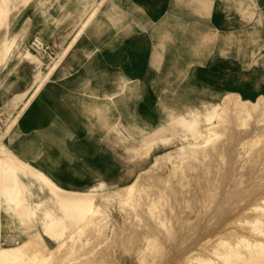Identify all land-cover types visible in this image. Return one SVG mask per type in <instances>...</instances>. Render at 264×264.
Instances as JSON below:
<instances>
[{"label":"rangeland","instance_id":"374dc122","mask_svg":"<svg viewBox=\"0 0 264 264\" xmlns=\"http://www.w3.org/2000/svg\"><path fill=\"white\" fill-rule=\"evenodd\" d=\"M205 1L210 3L208 15H204V11L195 12L191 0H105L100 6L97 5L98 0H19L17 9L10 14L7 23L0 26V39H15L17 44L21 45V49L13 48L5 62L0 64V92L8 91L4 100L30 85L26 96L16 104L6 107L0 104V137L10 121L15 120L3 142L16 153L26 154L25 157L34 161L32 164L39 169L40 167L37 166L39 162L36 161L41 159L42 171L64 189L88 190L99 183L102 184V188H97L95 191L100 194L95 195L99 215L95 213L91 215L92 217L89 216L87 221L85 220L87 223L81 226L86 224L89 225L88 228L84 225V230L82 228L80 234H75L77 245L74 242L73 247L68 250L70 253L66 251L63 255L65 251L61 252L62 260L61 258L58 260L59 264H185L186 262L200 264L198 259L204 257L214 260L213 264H223L215 254L211 253L217 241L222 239L220 236L232 240L238 235L234 237V234L230 235L234 230L247 234L245 236H253L252 232L247 233L249 230H246L245 226L248 225L244 220L252 219V216L259 214L252 209L258 205L257 202H260L258 198H264V195L261 196L264 193V181H261L264 180V176H260L264 174L262 173L264 165H261L264 160L257 165L261 161L250 156L255 136L248 139L239 138L241 141L235 139L236 136H225L238 132L246 133L253 131L256 125H264L263 115L259 116L263 119L259 122L248 121L250 118H247V123L238 125L239 121L244 120L243 115L238 116L237 120L234 111H230V104L236 105L233 102L235 94L252 102H256L258 98L264 102V0ZM94 6L99 9L97 15L82 28L83 20ZM81 28L82 31L71 43ZM244 32L247 37L240 42L224 43L223 41L224 36ZM207 34L209 36H205ZM36 40L42 45L39 50L32 45ZM23 47L40 61L41 77L60 59L58 66L42 86V108H37L39 112L42 111V124H34V118L27 117L32 101L22 110L27 104V96L35 87V83H32L33 65L22 57ZM198 57L206 60L198 64L196 62ZM12 86L14 89L11 88ZM225 94L232 97L229 96L222 101L221 97ZM37 95L38 93L33 98ZM225 100L230 101L228 106ZM204 101L211 104L220 103L221 106L225 101L229 111L225 106H220L218 112L221 110V113L213 121L216 124L225 114L226 116L221 119L224 121L219 123V126L221 124L227 126H218L221 130L219 135L207 144L204 143L203 148H212L215 142L219 145L226 140H229L226 142L229 143L227 146L232 144V147L230 146L232 149L237 150L241 146L248 148V152L239 154L243 159L250 156L249 160L247 158L245 161L247 166L244 161L242 166L243 159L233 153L236 152L235 149L230 150L234 154V157L230 158L231 162L221 159L227 163L226 166H221L223 168H219L225 173L224 175L229 173L231 175L225 176L228 177V181L222 178V181L226 182L218 181L222 182H219L220 185L229 184L230 186L227 185L230 187L229 191L227 186L225 188L224 185L219 186V183H216L220 187L218 189L214 185L217 182L215 178L219 179L218 176L223 175H220L222 173L220 169L213 168L215 166L218 168L219 165L217 166L216 163L219 164L221 160L210 163L208 159L212 155H207L202 160L191 159L195 162L191 164L197 167L195 170V167L189 165L191 160L187 155L190 156L191 151L180 146L179 137L184 131L180 125L171 122L179 114ZM223 108L230 114H227L228 112ZM228 115L233 117L230 118ZM225 117L228 118L224 119ZM225 120L228 123L233 121L234 124H228ZM236 121H238L237 125ZM159 127L161 132L158 135L163 137L162 140L156 138L147 142L142 141L144 136ZM222 127L225 129L222 130ZM175 131H178V134ZM235 131L238 132L233 133ZM230 138L239 141L240 145L235 141L238 145L237 148H233V139ZM171 150H175L176 155ZM185 156L187 159H184ZM236 159L238 162L232 163ZM187 160L190 166L187 168L189 174H186L187 166L184 167L185 163L183 164L185 161L187 164ZM169 161L173 165L177 164L174 166L177 168L174 173L172 170L174 167ZM256 161L258 170L262 169L260 172L254 166ZM206 162L211 166L208 168L215 170H207L209 164L207 165ZM224 162L220 165L225 164ZM237 163L239 165H236ZM250 163H254L251 166L255 168L247 172L251 167ZM162 164L167 165L168 168L163 167ZM239 166L242 169L247 167V170L243 172ZM236 167L240 170L232 175L229 171H235ZM254 170L260 175L252 173ZM169 172L171 179L167 175ZM153 173H156V178H152L155 176ZM247 173H252L253 177L248 178L249 181L246 182L252 184V180L256 182L259 180L258 184L253 182L250 187L246 182L240 181L247 180ZM165 174L168 176H166L168 183L164 179ZM203 176L204 180L200 179ZM256 178L262 179L256 180ZM153 179H159L156 180L157 183L165 182L163 185L162 182L159 184L161 183L160 187L163 186L166 191V196L162 187L163 194L160 193V187V190L157 187L153 188V185H156ZM195 179L199 181L194 183ZM201 181L205 183L201 184ZM175 183L181 186V189L177 186L176 188L181 190L180 195L183 199L178 200L179 191L175 188ZM130 185L135 190L132 188V192H125L123 196V192L126 191L123 188ZM165 185L170 188L169 193ZM42 189L45 190V187ZM102 189L105 191L102 192ZM171 189L176 190L178 194L176 195ZM156 190L164 197L156 194ZM113 191H118L119 195L118 192ZM37 192L38 190L34 189L32 195L26 194L28 204L42 198L41 195L35 196ZM170 192L175 193L177 199H174L172 197L174 194ZM231 193L233 197H228ZM106 194H108L107 199H110L108 201L102 200ZM225 194H228V198L224 196ZM157 195L159 198L156 197ZM223 196L226 200L233 199L228 202ZM117 197L124 201H116ZM134 197L136 201L129 200ZM222 198L223 200H220ZM218 199L222 201L220 202L222 206L216 205L220 204ZM174 200L178 203V206L176 205L178 210L173 206ZM130 202L134 205L132 206ZM183 202L184 205L181 206ZM205 204L206 206L210 204L207 206V208L211 207L208 208L212 210L210 213L207 212L209 210L206 209ZM126 205L131 206L129 210L132 213L125 208ZM170 205L173 207V213ZM2 206L1 203V217L5 215ZM165 209L171 212H162ZM250 209L256 214L254 215ZM128 212L134 216H132L134 220L129 218ZM6 213L8 218L0 220V247L27 240L41 231L39 215L36 219L23 221L16 214ZM137 214H140L138 215L140 217H137ZM210 217L215 219L211 220ZM124 220L132 224V229ZM206 221H209V224ZM211 221L216 223L213 224ZM151 223L152 230L148 226ZM153 224L158 230L153 229ZM181 225L183 231L179 227ZM165 227L168 229L166 230ZM231 229L233 231H229ZM236 231L234 232L238 233ZM225 234L227 236H224ZM42 245H46L49 250L55 247L44 235H42ZM205 248L206 250L209 248L208 253ZM202 252L207 255L202 254L203 257H198ZM195 253L199 255L196 257ZM171 261L173 263H170Z\"/></svg>","mask_w":264,"mask_h":264},{"label":"bare ground","instance_id":"6f19581e","mask_svg":"<svg viewBox=\"0 0 264 264\" xmlns=\"http://www.w3.org/2000/svg\"><path fill=\"white\" fill-rule=\"evenodd\" d=\"M192 2H193V5H194V9H195V12H200V11H204V15L206 14V15H208V13H209V11H210V3L209 2H207V1H205V0H191ZM209 1V0H208ZM18 2H19V0H0V26H2L3 24H5V23H7V19H8V17L10 16V14L13 12V11H15L16 9H17V6H18ZM105 2V0H98V2H97V5L98 6H100V5H102L103 3ZM114 5V4H113ZM89 6H90V4H89ZM115 6V5H114ZM118 8V7H117ZM116 9V8H115ZM119 10H121V9H119ZM98 11H99V9H98V7L97 6H94V7H92V9L90 10V12L87 14V16L85 17V19L83 20V22H82V28H84L87 24H88V22L95 16V15H97V13H98ZM41 12V11H40ZM108 12V11H107ZM116 12V11H115ZM69 13H70V11H69ZM125 13V12H124ZM123 13V14H124ZM62 14H63V12H62ZM106 14V13H105ZM111 14V13H110ZM133 17V16H132ZM124 19H126V18H124ZM111 24V23H110ZM136 25V24H135ZM77 26V25H76ZM82 28L81 29H79V31L77 32V34L75 35V37L72 39V41H71V43L77 38V36H78V34L82 31ZM205 36H209V34H207V35H205ZM247 37V35L245 34V32L244 33H240V34H237V35H227V36H224V37H222L223 38V41H224V43H237V42H240V40H243V39H245ZM153 44V43H152ZM17 48V49H21V45L20 44H17V42H16V40L15 39H12V40H10V39H0V64L1 63H3V62H5V60H6V57L10 54V52L13 50V48ZM161 47V46H160ZM153 49H155V48H153ZM160 52V51H159ZM21 55H22V57L23 58H25L26 60H27V62L28 63H30V64H32L33 65V73H32V76H33V81H32V83L34 82L35 83V87L32 89V91H31V94L30 95H28L27 96V104H25L26 106H24L23 108H22V110L23 109H25L28 105H29V103L32 101V99H33V97L35 96V94H37L40 90H41V88H42V86L45 84V82L48 80V77L52 74V72L56 69V67L58 66V64H59V60L58 61H56L55 63H53L49 68H48V70H47V72L41 77L40 76V69H39V67H40V61H38V59L33 55V54H31L27 49H25L24 47H23V49H22V51H21ZM162 55V54H161ZM62 56V55H61ZM158 57V56H157ZM235 57V56H234ZM60 58V57H59ZM161 60H162V58H161ZM206 59L205 58H197V60H196V62L198 63V64H202L204 61H205ZM160 64V63H159ZM150 66V65H149ZM153 78V77H152ZM150 81V80H149ZM151 85V84H150ZM29 87H30V85H28L25 89H22V90H20V91H17V92H15V93H13L12 94V96L11 97H9L8 99H6V100H4L3 102H2V105H3V107H6V106H10L11 104H16L17 102H19L22 98H24L25 96H26V93H27V91L29 90ZM233 95V94H232ZM229 96H231V95H227V94H225V95H223L222 97H221V100L222 99H227V98H229ZM232 97V96H231ZM110 99V98H109ZM233 99H234V101L233 102H235V104L236 105H234L233 103V106H232V104H230L231 105V107H230V111H234V115L235 116H237V120H238V116H240V115H243V117H244V120H242L241 122L239 121V124H238V121H236V125L238 124V125H241V124H245V123H247V118L249 119L248 121H250V120H252V121H254V122H259V120H263V119H260L259 118V116L261 117L262 115L264 116V102L263 101H261V99H257V101L256 102H252V101H249V100H246V99H243L239 94H235V95H233ZM223 101V100H222ZM226 101V100H225ZM225 101L223 102L224 103V105H222V106H225ZM227 102V101H226ZM228 102H230V101H228ZM228 102H227V106L229 105L228 104ZM12 105V106H13ZM11 106V107H12ZM220 106H221V104L220 103H217V104H211V103H209V102H207V101H204V103H202V104H200V105H198V106H196V107H193L192 109H189V110H187V111H185L184 113H182V114H179L178 116H176L175 118H174V120H171V122H175L176 124H178V125H180L181 127H182V129H183V131H184V133H183V135L182 136H180L179 137V139H180V142H181V144H180V146L181 147H184V149L186 148V150H189V151H191V154H190V156H189V154L187 155V157L191 160V159H196V160H202V159H205V157L208 155H212V156H214V158L211 156L210 158L212 159H208V162L210 161V163H212V161H215V162H219L221 159H226V161L228 162H231L230 161V158L231 157H234V154L233 153H235V155L237 156L238 155V157L240 158V156H239V154H241V153H245V152H248V148L247 147H245V148H243L242 146L239 148V146H238V148L239 149H235L234 147H236L237 148V143H239V145H240V142L239 141H241L240 139H248V138H250V137H256V138H254V141H253V149H252V153L250 154V156H252L253 158L255 157V158H258V160L257 159H255V160H257V161H261V162H259L257 165H260V163H262L263 162V160H264V125H256V126H254V129H253V131H245L246 133H244V132H238V134L239 133H241V135H238V134H234V135H232V134H229L230 132H228V131H226V132H228V136H225V137H229L230 135L233 137V136H236V138L235 139H239V141L237 142L236 140V144H235V141H234V138H230V140L231 139H233L232 140V142L234 143L233 145V148L236 150V152H233L232 153V151H230L232 148V144L230 145V146H227V144H229V143H226L227 141H229V140H226V138L224 139V140H226V141H224V142H222V143H224V144H222L221 142H220V144L218 145V142H215V144H214V146L211 144V146H213L212 148H210V147H206L205 149L203 148L204 147V145L205 144H207L211 139H214V138H216L218 135H219V133L221 132V130H219V127L222 125H224V124H221L220 126H219V123H223V121H221V119H223V117H224V115H223V117H221V119H219L217 122H216V124H215V122L213 121V119L214 118H218V115H220V111L218 112V109L220 108ZM221 106V107H222ZM227 106H225L226 107V109L229 111V109L227 108ZM224 107V108H225ZM223 108V109H224ZM222 109V110H223ZM225 110V109H224ZM226 111V110H225ZM228 111H226V112H228ZM218 112V113H217ZM227 114H230V112H228ZM226 116V115H225ZM229 116V115H228ZM219 117V118H220ZM230 117V116H229ZM233 117V116H232ZM232 117H230V118H232ZM254 118V119H251V118ZM228 118V117H227ZM226 117L224 118V119H227ZM229 118V120H231ZM217 120V119H216ZM235 120V119H234ZM226 121V120H225ZM53 122V121H52ZM227 123H228V121H226ZM226 122H224V123H226ZM14 123H15V120H11L10 121V123L8 124V126H7V128H6V130L4 131V133H3V135L0 137V202L3 204V209L5 210V212H11V213H13V214H16L21 220H29L30 218L31 219H36V218H38L37 216L39 215L40 217H39V220H40V229H41V231H39V232H37L36 234H33V236H31L30 238H28L27 240H22V241H20V242H17L16 244H14V245H9V246H3V247H0V264H56V262H58V264H59V259L61 258V260H62V255H61V252H63V251H65V253H63V255L64 254H66V251H68V250H70V248H72L73 247V244H74V242H76V244L75 245H77V241H75V239H74V237H76L75 236V234L77 233H79L80 234V230L81 231H83L84 230V225H86V224H84L83 225V227L81 226L83 223H87L86 221H87V219H88V217L90 216V217H92L91 215H95V213H97L98 212V208L96 207V204H95V195L97 194L98 195V193L96 192L95 193V191L97 190V188H102V184H97V185H95V186H93V187H91V188H89L88 190H70V189H64V188H62L61 186H59L56 182H54L53 180H52V178L48 175V174H46L45 172H43L42 170H40V169H38V168H36V167H34V166H32L31 164H29V163H27L24 159H22L21 157H19L18 155H16L17 153L12 149V148H10L6 143H4L3 142V138L11 131V129H12V126L14 125ZM230 123H233V121L232 122H230ZM230 123H228V124H230ZM248 123H250V122H248ZM52 124V123H51ZM234 124V123H233ZM232 124V125H233ZM167 125H168V123H167ZM171 125V124H170ZM173 125V124H172ZM59 126V125H58ZM60 126H61V124H60ZM219 126V127H218ZM225 127L227 126V125H224ZM228 126H231V125H228ZM252 128H253V126H252V124L250 125ZM63 126H61V128H62ZM173 127V126H172ZM225 127H222L223 129L222 130H224L225 129ZM232 127H234V125L232 126ZM174 128H175V126H174ZM66 129V128H65ZM160 127L159 128H156L154 131H152V132H149V134H147L146 136H144L145 138H143L142 139V141H145V142H147V141H150L151 139H156V138H158L159 140L162 138L163 139V137H160L159 135H158V133H160L161 131H160ZM236 129V128H235ZM244 129V128H243ZM249 129V128H248ZM168 130V129H167ZM170 130H171V127H170ZM175 130V129H174ZM237 130V129H236ZM250 130V129H249ZM231 131H233L232 129H231ZM70 132V131H69ZM166 132V131H165ZM170 132V131H169ZM178 132V131H177ZM176 131H175V133H177ZM236 131L235 132H233V133H237ZM250 132H252V133H250ZM243 133V134H242ZM178 134V133H177ZM176 134V135H177ZM182 134V133H181ZM73 135V134H72ZM149 135V136H148ZM171 138H174V137H171ZM161 139V140H162ZM126 140V139H125ZM152 140V141H153ZM168 140V139H167ZM179 142V143H180ZM231 141H230V143H232ZM260 142H262V144H260ZM205 143V144H204ZM144 144V143H143ZM142 144V145H143ZM222 144V145H221ZM226 144V145H225ZM145 145V144H144ZM227 146L226 148L224 147V146ZM177 149H178V147H176ZM209 148V149H208ZM180 149V148H179ZM234 149H232L233 151H234ZM186 150H185V153H187L186 152ZM144 151V150H143ZM178 151V150H177ZM241 151H243V152H241ZM171 152H175V150L174 151H172L171 150ZM170 152V153H171ZM167 153V152H166ZM176 153L177 152H175V155H176ZM181 153V152H180ZM229 153V154H228ZM165 154V153H164ZM145 155V154H144ZM192 155V156H191ZM161 156V155H160ZM164 156V155H163ZM163 156H162V159H163ZM166 156H168V153L166 154ZM171 156V155H170ZM250 156H248L247 158H248V160H249V158H250ZM260 156V157H259ZM262 156V157H261ZM165 157V156H164ZM186 157V156H185ZM187 157L186 158H184V159H187ZM223 157V158H222ZM237 157V158H238ZM167 160H168V158L167 157H165ZM164 158V159H165ZM170 158V157H169ZM246 158V157H245ZM247 158L246 159H243V157L242 158H240V159H243V160H241V162L242 161H246L247 160ZM262 158V159H261ZM161 159V160H162ZM188 159V160H189ZM228 159V160H227ZM235 159V158H234ZM239 159V160H240ZM261 159V160H260ZM187 160V164H186V161L185 162H183V164H184V167H186L185 169L187 170V168L189 167L190 168V166H188V161ZM232 160V159H231ZM238 159H236V160H234L232 163H234L235 161H237ZM254 160V161H255ZM166 161V160H165ZM224 162L223 160H221V162H224L225 164H221L220 165V163L218 164V163H216L217 164V166H218V168H216V166L215 167H213V168H215V169H220L221 171H222V169L221 168H223L224 166H226V163L227 162ZM253 161V162H254ZM257 161L255 162V167H257V165H256V163H257ZM179 162V161H178ZM193 161L191 160V162H189L190 164L189 165H192L191 163H192ZM199 163H201L200 161H198ZM238 162V161H237ZM169 163H170V161H169ZM175 163V162H174ZM193 163H195V162H193ZM247 162H245V166H247V164H246ZM171 165H173L172 163H170ZM182 164V163H181ZM206 164H207V162H206ZM209 164V163H208ZM207 164V165H208ZM216 164H213V165H216ZM239 164H240V161H239ZM238 163L236 164V165H239ZM242 164V166H244L243 165V162L241 163ZM240 164V165H241ZM254 164V163H253ZM253 164H251L250 163V166L251 165H253ZM186 165V166H185ZM202 165V164H201ZM207 165H205V167L207 166ZM212 165V164H211ZM212 165V166H213ZM223 165V167H221ZM228 165V164H227ZM230 165H232V164H230ZM235 165V164H234ZM233 165V166H234ZM261 165H264V162L261 164ZM162 166L164 167H167V165H165V164H162ZM174 166H177V164H174L173 165V167ZM203 166V168H204V165H202ZM232 166V167H233ZM193 167H195L194 166V164L192 165V168ZM208 167H211L210 166V164H209V166H207L206 167V169L207 170H211V168H208ZM219 167H221V168H219ZM255 167H253V166H251V167H249L250 169H248V171L247 172H251V168H255ZM259 167H261V166H259ZM168 168V167H167ZM170 168H172V166L170 167ZM180 168H182L181 166H180ZM197 167H195L194 168V170L196 169ZM200 168V167H199ZM202 168V167H201ZM235 168V167H234ZM237 168V167H236ZM239 168L240 169H242L240 166H239ZM239 168H237L235 171H229V172H232V175H233V173L234 172H236L237 170H238V172H239ZM244 169H242L241 171H245V170H247V167H243ZM177 168H175L174 167V169L172 168V170H173V173H174V171L176 170ZM215 169H212L211 171H213V170H215ZM225 169H227V168H225ZM230 169V168H229ZM252 169V170H253ZM181 170V169H180ZM183 170V169H182ZM185 170V171H186ZM193 170V171H194ZM198 170V169H197ZM224 170V169H223ZM256 170H258V167L256 168ZM157 171V170H156ZM167 171H169V170H167ZM178 171H179V169H178ZM190 171H192V169L190 170ZM209 171L208 172H206V174L207 173H209ZM259 172L260 171H262V169L260 168V170H258ZM258 171H257V173L255 172V170H254V172H252V173H254L255 175H260V173L258 174ZM158 172V171H157ZM180 172V171H179ZM187 173L186 174H189V169L186 171ZM204 172H205V170H204ZM216 173H217V170L215 171ZM225 172H226V170H225ZM229 172H227V173H229ZM191 174L193 173V172H190ZM219 173H220V171H219ZM246 173V172H245ZM252 173L251 174H249V173H247L248 175H251L250 177L247 175V180H245L244 179V181H243V179L242 180H240V181H242V182H246V181H249L248 180V178H250L251 179V177H253L252 176ZM262 173H264V171H262ZM153 174H155V176H153L152 178H156V173H153ZM169 174H170V172L169 173H167V175L169 176ZM178 174V173H177ZM177 174H174V175H176V176H178ZM190 174V175H191ZM206 174H204V176L206 175ZM211 174H213V173H211ZM210 174V175H211ZM224 175L225 173L222 171V173L220 174V175ZM138 175V174H137ZM166 174H165V181H166V183H168L167 182V180H166V176H167ZM172 175V174H171ZM173 175V176H174ZM219 175V174H218ZM223 175L222 176H218V177H220L219 179H216L215 178V181L217 180V182H215V184L214 185H216V183H219L220 181H218V180H221L222 181V178H226L225 176H228V175H231V173H229L228 175H224V177H223ZM254 175V176H255ZM152 176V175H151ZM167 176V177H168ZM204 176L203 177H200V179H202V180H204ZM207 176H208V174H207ZM212 176V175H211ZM260 176H264V174L263 175H260ZM259 176V177H260ZM170 177V176H169ZM210 177V176H209ZM256 177V176H255ZM254 177V178H255ZM150 178V179H149ZM148 179L149 180H151V177H149ZM161 178V177H160ZM180 178H182V177H180ZM207 178V177H206ZM228 178V177H227ZM225 179V180H227L228 181V179ZM164 179H162V180H164ZM170 179H171V177H170ZM177 178H175V180H176ZM197 179H199V177H197ZM199 179V180H200ZM253 179V178H252ZM257 179H262V178H256V180ZM153 180H155V179H153ZM156 180H159V179H156ZM156 180H155V182H156ZM161 180V179H160ZM199 180H196L195 179V182L194 183H196V181L198 182ZM208 180V179H207ZM207 180H205V181H207ZM205 181L203 182V181H201V184L203 183H205ZM234 181V180H233ZM237 181H239V180H237ZM261 181H264V180H261ZM159 182H162V181H159ZM159 182L157 183H155L156 185H153V188L155 187V189H156V187L157 188H159L160 187V185H161V183L159 184ZM222 182H226V181H222ZM222 182H220V183H222ZM251 182V181H250ZM253 182H256L255 180H252V184H249L248 182H246V184L248 185H250V187H252V185H253ZM257 182H259V180H257ZM256 182V183H257ZM163 183H165L164 181L162 182V185H163ZM177 183V182H176ZM175 183V188H176V186H177V184ZM200 183V182H199ZM198 183V184H199ZM220 183H219V186H223L222 184L220 185ZM227 183H231V182H227ZM233 183V182H232ZM186 184V183H185ZM258 184V183H257ZM195 185V184H194ZM227 185H229V184H227ZM226 185V186H227ZM256 185V184H255ZM168 187H169V184L167 185ZM167 186L165 185L164 187H166L167 188ZM196 186V185H195ZM194 186V187H195ZM217 187H218V185H216ZM225 186V185H224ZM225 186V188H227L228 187V191H229V186H227L226 187ZM259 186V185H258ZM45 187V190H43L42 188H44ZM162 188H163V186H161ZM160 187V188H161ZM177 187H180V189H181V186L179 185V186H177ZM198 187V186H197ZM202 187H203V185H202ZM201 187V188H202ZM243 187V186H242ZM133 188V186L132 185H130V186H126V188H123V189H125L126 191H124L123 192V196H124V193L125 192H129V191H131V189ZM160 188L158 189V190H160ZM162 188H161V192L160 191H158V192H160V193H162L163 192V190H164V188H163V190H162ZM165 188V189H166ZM199 188V187H198ZM220 187H218V189H219ZM34 189H37L38 190V194L37 193H35L36 195L35 196H42V198H40L39 200H37V201H32L31 202V204H28L27 203V198H26V194L28 195V194H30V195H32V191L34 190ZM134 189V188H133ZM155 189H154V193H155ZM170 190V188H167V190ZM177 189V191H179V188H176ZM200 189V188H199ZM223 189V188H222ZM221 189V190H222ZM117 190V189H116ZM135 190V189H134ZM169 190L167 191L168 193H169ZM171 190H173V189H171ZM196 190V189H195ZM105 191V189H102V192H104ZM115 191V190H114ZM113 191V192H114ZM120 191V190H119ZM174 192H176V195L178 194L177 193V191L176 190H173ZM181 191V190H180ZM179 191V196H178V200L180 199V198H182V196L180 195V192ZM201 191V190H200ZM223 191H224V189H223ZM228 191H226V193L228 192ZM101 192V193H102ZM112 192V191H111ZM116 192H118V191H116ZM116 192H114V193H116ZM132 192V191H131ZM156 192H157V190H156ZM158 192L156 193V194H158ZM166 191L164 190V194H165V196L167 195L166 193H165ZM196 192V191H195ZM198 192V191H197ZM232 192V191H231ZM260 192V191H259ZM259 192H258V194H259ZM121 193V192H120ZM162 193V194H163ZM171 193V192H170ZM217 193V192H216ZM222 194H223V192H221ZM262 193V192H261ZM118 195H119V192L117 193ZM156 194H154L153 196L155 197V195ZM172 194V193H171ZM174 194V196H172ZM172 195H170V196H172L174 199H177V197L175 196V193H173ZM218 194V193H217ZM221 194V195H222ZM257 194V195H258ZM96 195V196H97ZM100 195V194H99ZM98 195V196H99ZM101 195H103V194H101ZM108 194H106V197L104 198H102V200L103 199H105V200H110V199H107V196ZM126 195V194H125ZM128 195V194H127ZM160 197H164L163 195L161 196L160 194H158ZM158 195L156 196V197H158ZM198 195V194H197ZM221 195H219L220 197H222ZM228 195V194H227ZM227 195L225 194L224 196L226 197V198H228L229 196L231 197L232 196V193L231 194H229L228 195V197H227ZM264 195V193L261 195V196H263ZM105 196V195H104ZM181 196V197H180ZM219 196H218V198H219ZM223 196V198L225 199V201H228V202H230V201H232V199L233 198H229V199H227L226 200V198ZM112 197V196H111ZM136 198H137V196H135ZM134 197V199H129L130 201H136L135 198ZM233 197V196H232ZM123 198V197H122ZM159 198V197H158ZM223 198L222 199H220V200H223ZM113 199V198H112ZM117 200L116 201H124V200H119V197H117L116 198ZM183 199V198H182ZM182 199L180 200V201H182ZM101 200V199H100ZM104 200V201H105ZM114 200V199H113ZM137 200H138V198H137ZM257 200H260V202H257L258 203V205H257V203H255L257 206H254L253 207V209L252 210H254V212L256 211V213H258L259 212V214H254L253 213V211L251 210V212L255 215V217H251L252 219H248V220H244V222H246L247 223V225L248 226H245V229L247 230H249L247 233H250V232H252L253 234V236H250V235H248V236H245V235H247V234H241V233H239L240 231H236V230H234V231H236V232H238V233H235L232 229L231 230H229V231H233V232H230L231 234V236H232V234H234L233 235V237L234 236H236L237 234V237H234L232 240L231 239H229L228 240V238L226 239H224V237H221L220 236V238H222V239H219L218 241H217V245H215V242H213V244L215 245V247H213L210 243H208V245L210 246V247H213L214 248V250H213V252H211L212 254H215L217 257H218V259H220V261L223 263V264H264V238H263V236H264V198H258ZM106 201V202H107ZM132 201V202H133ZM175 201V204H173V206H176L178 203H176V200H174ZM180 201H179V203H180ZM184 201V200H183ZM218 201H219V199H218ZM224 201V202H225ZM235 201V200H234ZM233 201V202H234ZM127 202V201H126ZM178 202V201H177ZM222 203V201H219V203ZM228 202H226V203H228ZM108 203H110V201L108 202ZM118 203V202H117ZM128 203H129V201H128ZM131 203V202H130ZM174 203V202H173ZM217 203V202H216ZM215 203V204H216ZM221 203L220 204H216V205H221ZM234 203H236V202H234ZM106 204V203H105ZM132 204V203H131ZM211 204V203H210ZM210 204H207V206L209 205L210 206ZM231 204H233V203H230V205ZM128 205V204H127ZM126 205V206H127ZM130 205V204H129ZM134 205V203L132 204V206ZM172 205V204H171ZM171 205H170V207H171ZM184 205V202H183V204L181 205V206H183ZM213 205V204H212ZM215 205V206H216ZM229 205V204H228ZM106 206V205H105ZM125 206V208H128V211L129 212H131L132 213V211H130L129 210V208L131 209V206L130 207H126ZM178 206V205H177ZM177 206L176 207H174V208H177ZM205 206H206V204H205ZM207 206H206V209H208V208H211V207H208L207 208ZM222 206V205H221ZM179 207H180V205H179ZM185 207H188V206H185ZM214 206H212V209H214L213 208ZM133 209H134V207H132ZM166 208H168V205H167V207ZM173 207H171V210H172V213L174 212L173 211V209H172ZM205 208V207H204ZM132 209V210H133ZM170 209V208H169ZM179 208H177L176 210H178ZM182 209V208H181ZM180 209V210H181ZM125 210H127V209H124V211ZM171 210H169L170 212H171ZM188 210V209H187ZM186 210V211H187ZM209 211H207V212H211L210 211V209H208ZM120 211H122V210H120ZM134 211H136L137 212V210H134ZM133 211V212H134ZM167 212L168 211V209L166 210H163L162 212ZM168 211V212H169ZM258 211V212H257ZM128 212V214L130 215L129 216V218L131 217V218H133L134 216L132 215V214H130ZM135 212V213H136ZM167 212V213H168ZM177 212V211H176ZM120 213V212H119ZM125 213H127V212H125ZM134 213V214H135ZM208 213V214H209ZM252 213H251V215H252ZM98 215H99V213H97ZM97 214H96V216H97ZM127 214V215H128ZM164 214H166V213H164ZM207 214V215H208ZM126 215V218L128 217ZM138 215H140V214H137L136 216L137 217H140V216H138ZM176 215H177V213H176ZM175 215V216H176ZM204 215H206V213H204ZM123 216H125V215H123ZM133 216V217H132ZM135 216V217H136ZM171 216H173L172 214H171ZM13 217V216H12ZM166 217V216H165ZM170 217V216H169ZM176 217H178V216H176ZM205 217V216H204ZM207 217V216H206ZM215 217V216H214ZM214 217H210L209 219H213ZM216 217H217V215H216ZM215 217V218H216ZM125 218V219H126ZM130 218V219H131ZM175 218V217H174ZM214 218V219H215ZM19 219V220H20ZM136 219V218H135ZM166 219V218H165ZM171 219V218H170ZM206 219V218H205ZM208 219V218H207ZM213 219V220H214ZM219 219V218H218ZM217 219V220H218ZM19 220H17V221H19ZM86 220V221H85ZM127 220V219H126ZM129 220V219H128ZM133 220H134V218H133ZM137 220H138V218H137ZM136 220V221H137ZM216 220V221H217ZM94 221V220H93ZM125 221V220H124ZM130 221V220H129ZM157 221V220H156ZM167 222H169V220H166ZM210 221V220H209ZM209 221H206L207 223L209 222ZM241 222H242V220H240ZM89 222H91L90 220H89ZM212 222V221H211ZM125 223H126V221H125ZM130 223H131V221H130ZM129 222L128 223H126L127 225L128 224H130ZM158 223H160V222H158ZM213 224H215L216 222H212ZM240 223V222H239ZM245 223V224H246ZM89 224V223H88ZM134 225H137V223H133ZM163 224V223H162ZM209 224V223H208ZM212 224V225H213ZM91 225V224H90ZM126 225V226H127ZM131 225L132 224H130L129 226V228H131ZM133 225V226H134ZM154 225V224H153ZM155 225H156V223H155ZM155 225H154V227H153V229L154 228H156L155 227ZM180 225V224H179ZM211 225V226H212ZM87 226V225H86ZM89 226V225H88ZM88 226H87V228H88ZM124 226V225H123ZM125 226V227H126ZM132 226V227H133ZM147 226V225H146ZM145 226V227H146ZM149 226V228L150 227H152V223H151V225H148ZM148 226H147V228H148ZM156 226H158V225H156ZM162 227H164V225H161ZM182 226V225H181ZM181 226H179L180 228H181V230L183 229V226L181 227ZM206 226L208 227V225L206 224ZM185 227H186V225H185ZM210 227V226H209ZM82 228H83V230H82ZM135 228V227H134ZM146 228V229H147ZM148 228V231L151 229H149ZM166 228V227H165ZM179 228V229H180ZM85 229H86V227H85ZM132 229V228H131ZM163 229V228H162ZM168 228H166V230H167ZM185 229V228H184ZM205 229V228H204ZM242 230H244V228H241ZM240 229V230H241ZM152 230V229H151ZM156 230H158L157 228H156ZM165 230V229H164ZM209 230V229H208ZM210 230H211V228H210ZM237 230H239V229H237ZM245 230V231H246ZM129 231H131V230H129ZM183 231V230H182ZM181 231V232H182ZM228 231V232H229ZM244 231V232H245ZM156 232V231H155ZM226 232V231H225ZM82 233V232H81ZM229 233H227V235H228ZM251 234V233H250ZM42 235H44V236H46L47 238H49V240L55 245V247L53 248V249H51V250H49V248L48 247H46V245L45 246H43L42 245ZM226 234L224 235V236H227ZM230 235H228L229 237H231ZM78 237V236H77ZM216 237V236H215ZM215 237H213V238H215ZM250 237H252V238H250ZM218 238V237H217ZM217 238H216V240H217ZM232 238V237H231ZM77 239V238H76ZM136 239V238H135ZM134 239V240H135ZM139 238H137V240H138ZM216 240H214V241H216ZM136 241V240H135ZM213 241V239H211V242ZM209 242H210V240H209ZM44 243V242H43ZM147 245V244H146ZM145 245V246H146ZM208 245H206V246H208ZM208 246V247H209ZM147 247H149V248H151L149 245H147ZM209 247V248H210ZM208 248V249H209ZM207 249V250H208ZM72 250V249H71ZM203 250V249H202ZM201 250V251H202ZM205 250H206V248H205ZM205 250H204V252H205ZM206 250V252L208 253V251ZM209 250H211V248L209 249ZM69 253H70V251H68ZM183 252V251H182ZM187 252V251H186ZM204 252H202L199 256L197 255V253H195V255H196V257L198 256V257H200V256H202V254H206V253H204ZM68 253V254H69ZM125 253H127V252H125ZM210 253V254H211ZM72 254V253H71ZM151 254V253H150ZM138 255V254H137ZM207 255V254H206ZM67 256V255H66ZM193 256V255H192ZM192 256H190V257H192ZM204 256V255H203ZM202 256V257H203ZM213 256V255H212ZM131 257V256H130ZM138 257V256H137ZM206 257H208L209 258V256H206ZM68 258V257H67ZM182 258V257H181ZM193 258V257H192ZM205 258V257H204ZM198 259V261L199 262H201L200 264H213V262H214V260H212V259ZM131 259V258H130ZM194 259V258H193ZM60 260V261H61ZM184 260H186V259H184ZM196 260V259H195ZM70 261V260H69ZM151 261H153V259H151ZM177 261V260H176ZM187 261V260H186ZM217 261V260H216ZM149 262V261H148ZM179 262V261H178ZM203 262V263H202ZM219 262V261H218ZM60 263H63V262H60ZM68 263V262H67ZM170 263H173L172 261L170 262ZM191 263V262H190ZM64 264V263H63ZM134 264V263H133ZM177 264V263H176ZM184 264V263H183ZM185 264H188L187 262L185 263Z\"/></svg>","mask_w":264,"mask_h":264},{"label":"crops","instance_id":"0c3cea01","mask_svg":"<svg viewBox=\"0 0 264 264\" xmlns=\"http://www.w3.org/2000/svg\"><path fill=\"white\" fill-rule=\"evenodd\" d=\"M12 89H14V86L11 87ZM11 90V89H10ZM8 91H1L0 92V104H2V102L4 101V98L6 97ZM17 92V91H16ZM15 93V92H14ZM42 108V88L41 90L38 92V95L32 99V103L29 106L28 109V113H27V117L30 118H34V124H42V111L39 112V109L37 108ZM19 157H21L22 159H24L27 163L31 164L32 166H34L32 163L34 161H32L31 159H27L25 156H27L26 154L22 155V154H16ZM42 158V157H41ZM36 162H39V164L37 166L40 167V170H42V160L39 159ZM35 167V166H34ZM38 168V167H36ZM39 169V168H38ZM29 199V198H28ZM28 203V202H27ZM1 204V203H0ZM4 210V209H3ZM7 213L5 212V215L1 217L0 214V220H4L5 218L7 219L8 217Z\"/></svg>","mask_w":264,"mask_h":264},{"label":"built area","instance_id":"2783aa9c","mask_svg":"<svg viewBox=\"0 0 264 264\" xmlns=\"http://www.w3.org/2000/svg\"><path fill=\"white\" fill-rule=\"evenodd\" d=\"M32 45L36 48V49H41L42 48V45H41V43H40V41H34L33 43H32Z\"/></svg>","mask_w":264,"mask_h":264}]
</instances>
